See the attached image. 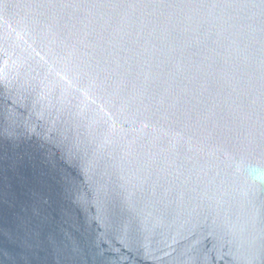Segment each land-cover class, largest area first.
Instances as JSON below:
<instances>
[{"label":"water","instance_id":"95a60500","mask_svg":"<svg viewBox=\"0 0 264 264\" xmlns=\"http://www.w3.org/2000/svg\"><path fill=\"white\" fill-rule=\"evenodd\" d=\"M264 0H0V264H264Z\"/></svg>","mask_w":264,"mask_h":264},{"label":"clouds","instance_id":"9594fccd","mask_svg":"<svg viewBox=\"0 0 264 264\" xmlns=\"http://www.w3.org/2000/svg\"><path fill=\"white\" fill-rule=\"evenodd\" d=\"M245 171L250 182L264 185V167L250 164L246 166Z\"/></svg>","mask_w":264,"mask_h":264}]
</instances>
